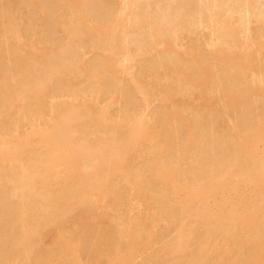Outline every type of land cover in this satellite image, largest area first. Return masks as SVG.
Here are the masks:
<instances>
[{"label":"rangeland","instance_id":"obj_1","mask_svg":"<svg viewBox=\"0 0 264 264\" xmlns=\"http://www.w3.org/2000/svg\"><path fill=\"white\" fill-rule=\"evenodd\" d=\"M77 1L76 6L71 7L59 0H0V86L2 77H6L4 90L0 89V150L3 143L21 144V158L30 166V157L39 160L47 151V146L40 144L42 139L33 138L32 132L53 130L50 128L54 123H62L70 111L76 112L71 130L79 139H111L125 132L128 121L134 116L142 117L149 130L137 143L126 148L123 162L117 164V170L109 172L111 179L98 198L95 194L87 199L79 195L68 198L69 186L79 179L85 180L91 166L78 168V173L73 175L77 177L72 180H67L70 171L64 165L47 173L43 170L46 177L42 178L43 186H38L37 191L53 200L60 196L61 204L68 199L63 207L49 216L46 212L40 220L35 212L37 232L28 250L17 251L4 241L17 233L13 227L17 213L2 195L8 186L3 177L0 264H112L115 251L131 244L126 234L130 224L138 225L136 232L132 230V236L141 234V238L132 240L134 244H131L129 258H125L126 264L128 261L129 264H158L156 258H150L157 252H160L159 257L165 256L161 251L177 237L181 225L188 255L193 243L201 240L206 230L204 225L211 221H195L191 216L194 211L189 216L187 211H175L160 197V190L152 186L153 168L177 148L173 146L185 140L189 129L198 140H204L209 162L213 163L221 156L210 144L212 135L223 131L229 134L238 124L247 125L249 122L244 123L245 119L253 120L252 124H256L258 118L264 120V92L261 98L250 93L252 80L256 84L262 80L264 85V11L247 15L242 5L231 12V22L240 23L250 52L246 57L223 60L215 57L216 34L206 23L198 22L199 0H149V7L146 0H142L132 7L133 12L161 17L168 9L177 7L188 18L192 17L170 34L168 42L176 54L170 59L166 55L170 48L160 39H150L146 28L140 32L129 31L122 40L116 38L113 31L109 35L94 31L115 29L112 25L121 14L125 23L129 22L127 0ZM262 4L264 0L256 5ZM83 24L94 28L93 31L83 32ZM71 31H76L77 37L63 47ZM63 51L66 56L75 54L79 67L67 70L64 78L50 75V84H45L38 101H24L29 84L48 64L59 62ZM105 57L110 60L111 74L105 70L102 61ZM193 59L197 61L192 62ZM199 63L206 70L198 69ZM84 65L88 69L85 70ZM132 78L138 83H132L129 89L127 84ZM148 84V92L143 93L140 85ZM226 86L247 87L249 92H241V100L232 104L230 99L234 95ZM252 100L258 101L248 114L242 110V105ZM155 112L153 121L151 116ZM176 114L181 115L178 120ZM214 119L212 130L203 133V126ZM162 141L165 147H161ZM190 160L188 156L185 162ZM7 165H15V162L0 159V172ZM185 169L179 167V171ZM58 176L63 179L58 180ZM136 177L138 184L134 183ZM125 178L130 180L131 186ZM47 204L51 205L49 201L44 203L49 207ZM55 217V221L48 223ZM66 242L69 243L67 255L64 253ZM239 252L246 256L251 249L247 246ZM223 255V251L213 254L207 264H228L221 258ZM253 258L258 264L264 263L263 254L257 253ZM225 261H229L228 258Z\"/></svg>","mask_w":264,"mask_h":264},{"label":"bare ground","instance_id":"obj_2","mask_svg":"<svg viewBox=\"0 0 264 264\" xmlns=\"http://www.w3.org/2000/svg\"><path fill=\"white\" fill-rule=\"evenodd\" d=\"M59 1L62 4L65 2L71 7L76 6L78 3L77 0ZM199 1L198 14L200 17L198 22L200 24L206 23L207 26L212 28V33L216 34L215 57L226 60L248 56L250 44L241 32L240 23L233 24L231 22V12L243 5L247 15L256 14L258 11L259 13L264 11V4L262 6L256 5L259 0ZM140 2L142 0L126 1L130 9L129 22L125 23V18L121 14V18L112 25V28L115 29L110 28L101 32L99 29H90L83 24L81 30L92 32L94 29L99 35H109L113 31L116 33V38L122 40L129 31L137 30L140 32L146 28L149 38L153 40L160 39L167 48H170V53L167 51L166 55H169L170 59L174 58L176 54L171 49V43L168 42L170 41V34L174 33L176 28L181 26L183 22H190L192 17L188 18L177 7L168 9L167 13H164L161 17H154L151 13L147 14L146 12L141 14L133 12L132 7L139 5ZM146 2L147 7H149V0H146ZM203 15L204 18L201 17ZM76 37L77 32L71 31L67 43L63 47L68 46ZM126 55L125 53V59H128ZM102 61L105 70L111 74L110 60L105 57ZM194 61L197 60L193 59L192 62ZM76 64L77 56L75 54L66 56V51H63L59 62L48 64L44 70L39 72L37 79L29 84L24 101L28 99L38 101L45 84H50L48 80L50 75L64 78L67 70L79 67V64ZM83 68L88 69L85 65ZM199 68L202 72L203 68L206 70L202 63H199ZM5 79L6 77L3 76L1 90H4ZM118 81L123 83L122 80ZM132 83H138V81L132 78L131 82L127 84L129 89ZM259 83L256 84L252 80L250 93L254 97L261 98L264 85L262 80ZM149 86V84L146 86L140 85V89L143 93H146ZM226 89H230L229 91L234 95L230 99L232 104H236L241 100L243 95L241 92H249L247 87L233 88L226 86ZM19 97L22 98L23 95L19 94ZM257 101H248L247 105H242V110H246L250 114L253 103H257ZM75 115L76 112L70 111L62 123L56 121L55 125L53 124L54 126L50 128L53 129L51 131L45 132L42 129H37L32 132L31 136L33 138L42 139L40 144L46 145L47 151L42 154L41 159L39 158L40 161L30 157V166H26L25 160L21 158V144H2L0 159H8L10 162H15V165L8 166V164L0 172V186L5 182L8 185L2 191V195L9 203L10 208L14 210V213H17V216L13 218V227L17 229V233L13 237H6L4 241L17 251L28 250V244L37 232L35 212L38 213V219L40 220L46 212H48L46 216H49L58 208L63 207L68 198L79 195L87 199L91 198L93 194L98 198L111 179L109 172L116 169L118 163L123 162L126 148L137 143L149 130L142 117L134 116L128 121L126 131L115 134L111 139L95 141L86 138L79 139L76 137L75 131L71 130ZM154 115H156V112L151 116L153 121ZM180 117L181 115L176 114V120ZM215 120L209 121L207 126H203L202 132L206 134L209 130L211 131ZM252 121L245 119L243 122H249L247 125L242 123L239 126L238 124L237 129L231 130L229 134L228 131H223V133L212 135L213 139L210 144L218 150L221 156L213 163L209 162L210 154L206 152L204 140H198L197 136L193 135L189 129V134L185 137V140L179 146H173L177 148H173L169 157L158 162V166L153 168L154 179L151 183L153 187L160 190L161 198L165 199L175 211H187L188 216L190 212L194 211L195 214L191 216L195 221L197 219L203 221L209 219L211 222L204 225L206 230L201 240L193 243V248L188 255L187 240L183 238L184 228L181 225L177 229V237L161 251L165 256L159 257L160 252H157L150 260L156 258L158 264H170L171 262L207 264L213 254L223 251L224 255L221 258L228 264H258L253 256H257V253L264 255V120L258 118L256 124H252ZM160 144L161 147H165L163 141ZM155 149L156 147L152 151ZM188 156L191 160L185 162ZM62 165L70 171L67 180L75 179L77 176L73 175L78 173V168H81V166L92 167L85 180L80 181L79 179L78 182L74 181L69 186L68 198L65 199L63 204H61L62 201H59L60 196L53 200L37 191L38 186H43L41 180L46 177L42 174V171L45 170L47 173ZM179 167L187 169L179 171ZM54 176L51 177L55 178ZM3 177H6L5 182H3ZM49 178H46V181ZM57 179L61 180L63 176H58ZM126 179L125 181L130 185V180ZM134 183L138 184L137 177ZM145 200L152 202L147 198ZM47 201L51 203V205L47 204L49 207L44 205ZM3 214L4 211H1L0 215ZM57 217L48 223H52ZM18 228L20 229L18 230ZM137 229L138 225L134 227L133 224H130L126 229L127 241L131 244H134L132 240L139 241L141 238V234L132 236V230L136 232ZM147 237L149 238V236ZM68 244L66 242L64 245L65 255L68 252ZM131 244L124 250L120 248L115 251L112 264H126L125 258H129ZM228 244L231 245L225 247ZM247 246L251 249V253L246 256L244 254L240 255L239 250ZM226 258L229 261H225ZM233 258L236 259L232 262ZM127 264H129V261Z\"/></svg>","mask_w":264,"mask_h":264}]
</instances>
